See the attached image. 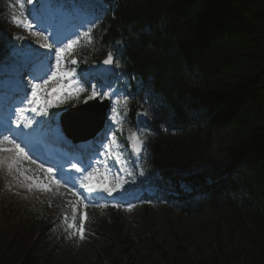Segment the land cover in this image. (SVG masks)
Masks as SVG:
<instances>
[{"label": "trees", "instance_id": "obj_1", "mask_svg": "<svg viewBox=\"0 0 264 264\" xmlns=\"http://www.w3.org/2000/svg\"><path fill=\"white\" fill-rule=\"evenodd\" d=\"M94 1V40L75 58L84 69L114 53L121 66L113 77L130 94L125 131L139 127L137 111L149 113L139 127L144 175L131 186L195 188L175 213L229 221L232 246L218 241L211 264H264V0ZM9 19L0 1V62L13 35ZM18 214L6 213L0 227V264H50L38 243L52 223ZM105 229L94 221V234ZM120 229L113 219L121 264Z\"/></svg>", "mask_w": 264, "mask_h": 264}, {"label": "rangeland", "instance_id": "obj_2", "mask_svg": "<svg viewBox=\"0 0 264 264\" xmlns=\"http://www.w3.org/2000/svg\"><path fill=\"white\" fill-rule=\"evenodd\" d=\"M5 5L12 9L9 6L13 5L12 3ZM50 7L55 11L52 5ZM17 8L18 12L14 13L21 17L23 13ZM4 13L9 14L7 11ZM24 29L17 31L23 33ZM28 36V45L40 43L42 40L35 38L31 32ZM63 66L68 69L67 63ZM58 87L60 105L73 103V100L78 99V96H69L60 85ZM111 89L120 97L119 92ZM59 111L60 109H57L56 113ZM117 117L121 121L123 114ZM48 119L52 121V118ZM126 137L128 144L131 143V136ZM120 151L123 153L121 164L124 165V170L122 175H118L128 180L132 174L128 163L129 150L120 147ZM20 168L23 174L15 167L9 171L6 166H0V227L4 223L6 213L12 215L18 212V217L37 214L42 222L50 221L51 229L43 235L42 242L40 240L38 243L40 254L50 264H120L119 261H114L117 255L112 247L117 245V239L113 231L109 232L113 219L117 220L122 228L119 230L120 238L126 239L120 243V248L125 252L120 258L121 264H171V260L172 264H211L210 257L215 253L218 241L226 247L232 246L228 242L231 235L228 231L229 221L227 218H221V213L216 215L207 212L196 218H186L170 210L171 204L159 202L154 205L144 201L127 206L118 205L113 210L88 209L84 208L86 199L81 202L78 197L71 198V193L52 183L42 168L40 170L26 160ZM25 176L42 178L41 182L47 186V190L35 180L25 179ZM81 216L85 217L84 224L88 228V232H83V239L78 231ZM92 217H96L100 225L104 221L106 223L107 229L98 235L99 237L90 232L94 223V220L91 221ZM149 228L152 231L150 234L140 231ZM138 236L143 241L145 237H148V240L140 242L134 238ZM127 237H131L129 243ZM180 247H184L183 252L179 250Z\"/></svg>", "mask_w": 264, "mask_h": 264}, {"label": "snow or ice", "instance_id": "obj_3", "mask_svg": "<svg viewBox=\"0 0 264 264\" xmlns=\"http://www.w3.org/2000/svg\"><path fill=\"white\" fill-rule=\"evenodd\" d=\"M26 2L28 5H33V0H26ZM36 2L39 3V0H36ZM53 2L61 6L67 4L73 6L71 9L61 7V15L67 14L80 16L82 18L81 22L74 25L71 29V35L57 30L51 22L46 23L39 15L34 14L32 8H25L24 0H17L16 5H9L14 11L16 7H19L22 13H26L23 19L13 14L11 20L14 25L18 27L22 26L30 31L35 28V30L32 31V35L43 37L45 41L51 40L53 36L56 37V39L50 43L45 42L39 44V48L46 49V52H40L38 49H33L30 46H13V56L18 58L25 66L31 61H36L43 67L42 74L31 75L29 77L30 93L26 91L27 86L21 85L16 87L13 95L6 97L2 91V82H0V166H6L9 171L15 167L18 172H21L20 165L24 160L28 159L25 150L28 149L29 155H31V149L35 140L40 135H43L48 128L50 119L37 120L35 117L49 116L47 108H52L57 105L58 101L55 98H49L52 96V93L49 92V88L52 87V84L60 85L69 96L75 97L85 92L87 90V85L90 83L88 76L75 74L74 68L66 70L63 66L65 56L72 54L74 47L81 39V33L87 38L89 43H93L94 36L91 30L96 27V19L90 18L91 13L84 7H80V5L89 4L90 0H53ZM77 63V60H71L72 65H76ZM103 64L116 68L121 66L120 62L114 59V53L111 51L108 53L107 58L103 60ZM107 71V69L102 70L97 73V75L103 77ZM74 75L75 79H73ZM112 95H114V93L104 91V86L102 84H92L87 100H94L97 97L109 99ZM110 102L113 104V107L111 109L112 115H110L108 119L112 124L122 123V120L117 121L116 119V116L120 115V113L115 105L117 103L127 105L129 102L128 97L118 98ZM27 113H33L34 116L30 117ZM58 115L60 114H51L52 117ZM75 115L85 124L95 118L89 107L79 109ZM139 115L147 117L149 113L144 112L139 113ZM56 135L58 139L63 140L59 129H57ZM94 143L98 145L97 151L100 156L106 155L108 159L114 160L116 164L121 163L123 153L120 151L121 146L111 125H105V131L97 135ZM131 143L136 155L140 156L144 151V141L140 139L137 132L131 133ZM112 145H115V149H113ZM99 148H102L103 151H99ZM36 159L37 157L33 156V162H35ZM95 162L97 164L100 163L99 160ZM71 168L79 175L74 176L71 172L64 173L63 166H61L57 169L61 174L57 179L60 183L68 186L70 190L79 182V186L83 188L89 196L104 192L109 196H111L113 192H120L121 195H123L121 190L127 191V189L123 187L124 184L129 182L135 183V180H124L118 175L114 178L112 184L105 186L108 181L107 172L101 174L98 167L92 168L91 163L85 165L83 159L77 161V163H73ZM89 168H92V170L89 171ZM42 170L49 177L53 174V169L51 167L43 168ZM21 174H23V172H21ZM140 175L143 176L144 172L141 171ZM94 177H97L95 182H93ZM25 179H33L47 190V186L41 182L42 178L25 176ZM57 179H53L52 183H56ZM185 187L187 189L189 186ZM73 195H77L81 202L87 199L82 193L78 195L73 191ZM85 206L88 205L86 204ZM100 206L103 207L104 205ZM69 227H73V225H69ZM78 231L81 233V239H83V218L81 219Z\"/></svg>", "mask_w": 264, "mask_h": 264}, {"label": "water", "instance_id": "obj_4", "mask_svg": "<svg viewBox=\"0 0 264 264\" xmlns=\"http://www.w3.org/2000/svg\"><path fill=\"white\" fill-rule=\"evenodd\" d=\"M102 65H104L103 61L99 64V66H102ZM107 70H108L107 73L110 74L112 72V66H108L107 65ZM85 107L86 106L78 107V108L74 109L72 112L73 113H77L79 109H82V108H85ZM104 111H105V105H100V109L98 110V119L96 120L95 124L90 125V129L88 131L89 133H91L93 131H97L98 129L101 128V125H102V122H103V118H104ZM139 113H143V112H138L137 113V117L139 119H144L145 116L144 115H139ZM66 129L69 132L73 133L72 132V128L70 126L67 125Z\"/></svg>", "mask_w": 264, "mask_h": 264}, {"label": "bare ground", "instance_id": "obj_5", "mask_svg": "<svg viewBox=\"0 0 264 264\" xmlns=\"http://www.w3.org/2000/svg\"><path fill=\"white\" fill-rule=\"evenodd\" d=\"M88 107V106H86ZM90 108V111L94 114V119L92 121H90L89 123L85 124V123H82L79 119V117L77 115H75L76 113H72L71 115L70 114H67L65 116V123L72 127L73 129H81V128H86L92 124H95L96 120L98 119V110L97 108L95 107H89ZM77 137V136H75ZM236 239V238H235Z\"/></svg>", "mask_w": 264, "mask_h": 264}]
</instances>
